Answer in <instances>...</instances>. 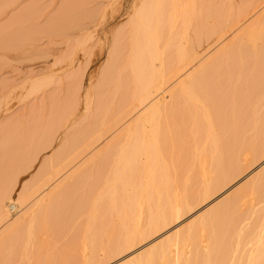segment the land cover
Wrapping results in <instances>:
<instances>
[{
	"label": "bare ground",
	"instance_id": "obj_1",
	"mask_svg": "<svg viewBox=\"0 0 264 264\" xmlns=\"http://www.w3.org/2000/svg\"><path fill=\"white\" fill-rule=\"evenodd\" d=\"M212 9L211 0L133 7L128 41L125 32L115 37L98 88L85 94L89 108L111 80L117 92L126 81L129 104L90 139L74 131V117L51 112L52 78L27 83L17 101L23 127L1 131L15 149L4 156L11 142L0 141V264H55L52 256L56 264H98L99 256H119L110 264H264V0L235 13ZM214 16L224 23L207 28ZM121 47L128 55L118 70ZM73 64L64 70L70 79ZM10 101H0V113ZM59 135L55 155L14 199L19 176ZM241 175L226 201L192 214ZM82 215V224L73 220Z\"/></svg>",
	"mask_w": 264,
	"mask_h": 264
},
{
	"label": "rangeland",
	"instance_id": "obj_2",
	"mask_svg": "<svg viewBox=\"0 0 264 264\" xmlns=\"http://www.w3.org/2000/svg\"><path fill=\"white\" fill-rule=\"evenodd\" d=\"M249 1L258 3V0ZM139 2L140 0H0V101L5 97L11 100L10 110L0 113V141L11 142L6 146L4 156L8 155L10 149H15V143L12 141L13 135L10 138H3L5 131L2 133L1 131L8 128L6 132L12 134L23 127L17 119L22 113L23 104L17 101L25 96L28 90L27 83L32 80L53 79L45 91L46 101L50 98L51 112L55 115H66L68 118L74 117L71 125L74 126V131L83 133V136L82 134L80 136L81 140L95 136L102 125L115 118L128 106L130 95L128 90L131 84L126 81L122 83L123 89L117 92L115 80H111L103 93L93 95L89 108H85V94L98 88L115 37L125 32L121 43L128 41L132 9ZM246 2L247 0L225 2L211 0L214 8L211 14H223L225 11L235 13ZM223 3L226 9L221 7ZM206 20H212L216 24L222 21L224 23L223 19L216 16ZM212 21L210 24L206 23L207 28L213 26ZM172 31L179 32V22L173 25ZM189 31L191 38L196 35L194 27H190ZM213 39L215 36L211 38ZM82 42L83 50L77 48L78 43ZM127 55L128 49L121 47L118 70L126 66ZM73 60L74 64L69 73L75 76L70 79L64 70ZM33 98L30 97L29 100ZM37 115L32 117V121ZM61 140L62 135H59L50 149L37 155L33 167L19 176L16 192L13 194L14 199L22 185L29 183L35 176L43 161L55 155ZM242 178V175L236 177L231 185ZM236 187L234 185L232 189L217 194L206 208L204 205L194 208L192 214L199 211L203 214L208 213L216 205L226 201ZM70 199L66 205L70 204ZM72 219L69 217V221ZM85 219L86 215H82L73 220L82 224ZM192 219H185L182 226L187 225ZM72 231L63 232L60 245L68 242ZM54 257L50 258V262L53 260L56 264ZM118 258L119 256H99L98 264H110Z\"/></svg>",
	"mask_w": 264,
	"mask_h": 264
}]
</instances>
